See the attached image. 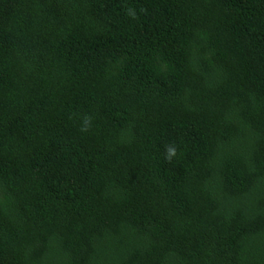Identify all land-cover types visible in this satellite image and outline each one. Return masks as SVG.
Listing matches in <instances>:
<instances>
[{
    "label": "trees",
    "instance_id": "1",
    "mask_svg": "<svg viewBox=\"0 0 264 264\" xmlns=\"http://www.w3.org/2000/svg\"><path fill=\"white\" fill-rule=\"evenodd\" d=\"M0 264H264V0H0Z\"/></svg>",
    "mask_w": 264,
    "mask_h": 264
},
{
    "label": "clouds",
    "instance_id": "2",
    "mask_svg": "<svg viewBox=\"0 0 264 264\" xmlns=\"http://www.w3.org/2000/svg\"><path fill=\"white\" fill-rule=\"evenodd\" d=\"M177 156V147L174 144L166 146L164 158L165 160L171 162L174 157Z\"/></svg>",
    "mask_w": 264,
    "mask_h": 264
}]
</instances>
